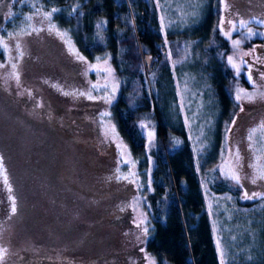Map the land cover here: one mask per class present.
<instances>
[{
  "label": "rangeland",
  "instance_id": "rangeland-1",
  "mask_svg": "<svg viewBox=\"0 0 264 264\" xmlns=\"http://www.w3.org/2000/svg\"><path fill=\"white\" fill-rule=\"evenodd\" d=\"M196 1L166 0L165 10L180 18ZM17 3L0 31V264H154L144 247L154 127L141 122L146 164L140 166L111 112L120 78L109 56L87 57L73 27L55 20L52 8ZM159 12L164 21L162 7ZM219 28L230 46L228 61L232 57L239 72L252 77L249 85L229 83L244 112L228 131L221 156L210 126L192 124L195 114L201 121L210 114L203 94H196L198 78L185 68L178 71V93L189 95L185 107L192 109L185 117L196 162L204 166L201 185L221 264H264V0H221ZM249 28L257 35L249 36ZM255 37L262 42L245 44ZM177 48L173 65L181 64L187 43ZM144 82L150 92L146 69ZM211 167L240 187L241 199L255 200L244 205L232 191H217ZM62 255L71 258L50 260Z\"/></svg>",
  "mask_w": 264,
  "mask_h": 264
},
{
  "label": "trees",
  "instance_id": "trees-1",
  "mask_svg": "<svg viewBox=\"0 0 264 264\" xmlns=\"http://www.w3.org/2000/svg\"><path fill=\"white\" fill-rule=\"evenodd\" d=\"M28 1L56 9L52 17L73 27L75 40L87 57L97 52L109 56L120 78L111 112L120 135L133 155L140 158V166L146 164L141 157L146 146L141 122L148 120L154 127L152 189L148 193L150 229L144 241L154 264H221L201 185L204 166L196 162L185 117L192 107L188 103L185 107L184 99L189 95H179L177 84L182 68L190 77L198 78L196 94H203L210 115L201 121L195 114L192 124L210 126L214 149L221 156L228 131L244 112H238L239 104L229 83L237 80L250 84L227 59L230 46L219 28L221 0H197L180 18L178 13L165 10L166 0ZM158 2L166 13L165 23L160 19ZM17 5V0L10 1L12 10ZM261 38L245 44L260 43ZM182 41L187 43V51L181 64L173 65L170 56L177 55ZM145 69L150 92L144 82ZM207 139L199 136V140ZM208 172L217 191H232L244 205L255 200L241 199L240 187L226 180L217 168L211 167ZM59 257L50 260L67 262L71 258Z\"/></svg>",
  "mask_w": 264,
  "mask_h": 264
},
{
  "label": "snow or ice",
  "instance_id": "snow-or-ice-1",
  "mask_svg": "<svg viewBox=\"0 0 264 264\" xmlns=\"http://www.w3.org/2000/svg\"><path fill=\"white\" fill-rule=\"evenodd\" d=\"M54 11H56V9H53V12H54ZM50 16H51V13H47V14H46V17H47V18H50ZM29 19H30V18H29ZM229 23H231V22H229ZM240 26H241V27H246L245 22H244V21H241V22H240ZM53 28H54V26H53ZM233 30H235V26H233ZM33 31H38V30L33 29ZM248 33H249V36H251V35H257V33H253V32H252L251 28L248 29ZM27 34L31 35L30 32L27 33ZM225 35L230 37L231 33H230V32H226ZM232 43H233V46H238V45L240 44V41H239V40H233ZM5 47H7V45H5ZM17 47H19V45H17ZM21 55H23V53H21ZM246 55H250V53H246ZM77 58L83 60V57H80L79 55H77ZM229 63L232 64L233 67L237 68V71L239 72V68H238V66L234 63L232 57H229ZM2 66H3V65H0V67H2ZM12 67L15 68V65H13ZM92 67L95 68L94 65H93ZM14 75H15V73H14ZM16 78L18 79V76H16ZM248 79H249V80L252 79V77H251L250 74H249V76H248ZM93 87L95 88L96 85H93ZM66 94H67V93H66ZM81 95H84V93H81ZM262 96H264V94H262ZM88 98H89V99H92L91 95H89ZM237 99H238V100L241 99V96L238 95V96H237ZM247 99H248V100H252V99H254V97H253L252 95H247ZM261 127H264V125H262ZM255 131H256V130H253V132H255ZM251 138H252V137L250 136L249 139H251ZM260 178H261V179H264V172H262V173L260 174ZM231 179L235 180L237 183H239V180H240L239 176H238V175H235V174L231 175ZM4 181H5V183L7 184V175H6V174H5V176H4ZM253 183H255V180H253ZM9 190H11V189H9ZM247 198L251 199L252 197L249 196V197H247ZM12 211L15 212V206H14V204H13ZM137 226H139V225H137Z\"/></svg>",
  "mask_w": 264,
  "mask_h": 264
},
{
  "label": "water",
  "instance_id": "water-1",
  "mask_svg": "<svg viewBox=\"0 0 264 264\" xmlns=\"http://www.w3.org/2000/svg\"><path fill=\"white\" fill-rule=\"evenodd\" d=\"M11 0H0V28L5 20V12L7 11Z\"/></svg>",
  "mask_w": 264,
  "mask_h": 264
},
{
  "label": "flooded vegetation",
  "instance_id": "flooded-vegetation-1",
  "mask_svg": "<svg viewBox=\"0 0 264 264\" xmlns=\"http://www.w3.org/2000/svg\"><path fill=\"white\" fill-rule=\"evenodd\" d=\"M9 10H12L11 7H10V5H9L7 11L5 12V20H4V23H5V21H6V14H7V12H8ZM4 23H3V25L1 26V28L4 26ZM1 28H0V30H1ZM32 109L35 111L36 108H32ZM48 118H49V117H48ZM49 119H51V118H49Z\"/></svg>",
  "mask_w": 264,
  "mask_h": 264
}]
</instances>
